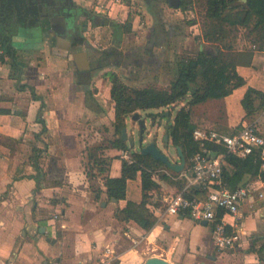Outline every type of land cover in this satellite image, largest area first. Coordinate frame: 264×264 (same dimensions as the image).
<instances>
[{"label":"crops","instance_id":"obj_1","mask_svg":"<svg viewBox=\"0 0 264 264\" xmlns=\"http://www.w3.org/2000/svg\"><path fill=\"white\" fill-rule=\"evenodd\" d=\"M52 1L42 6L37 25L22 26L3 23L0 0V45L6 50L0 63V264H103L109 257L110 264H143L152 256L171 264H264L260 175L245 173L236 184L251 185L254 191L239 217L226 215L228 227L241 239L233 248L220 249L210 222L166 213L167 198L193 187H188L187 162L179 174L168 167L169 179L155 176L160 188L149 195L158 203L157 220L146 229L117 216L128 200L142 201L141 174L128 180L126 199H110L106 172L90 161V151L101 147L112 157L107 173L122 175L124 150L111 145L116 138L111 83L95 72L113 65V75L131 87L170 89L179 58L203 49L218 51L196 40L202 27L195 1L184 9L169 0H142L140 10L136 0H128L113 7L109 17L94 8V0ZM92 31L96 34L90 37ZM236 43L235 70L244 84L221 99L192 106L191 121L230 134L255 121L264 134V109L247 116L242 104L248 88L264 92V49L246 42L242 33ZM100 82L103 100L100 91L92 90ZM187 102H180L177 111ZM104 119L112 135L108 148L95 145L97 132L87 131L89 120L97 124ZM225 166L233 172L227 162ZM96 181L99 185L93 187ZM184 181L180 189L178 183Z\"/></svg>","mask_w":264,"mask_h":264},{"label":"trees","instance_id":"obj_2","mask_svg":"<svg viewBox=\"0 0 264 264\" xmlns=\"http://www.w3.org/2000/svg\"><path fill=\"white\" fill-rule=\"evenodd\" d=\"M2 1L3 23L6 25V22H11L22 26L37 25L44 13L42 6L53 2L52 0ZM194 1L182 0V8H188ZM205 3L206 21L202 25V36L198 40L201 39L205 47L210 46L218 51L208 52L207 49H203L197 54L179 58L170 89H159L154 86L131 87L112 73L111 97L115 109L116 133V138L111 141L112 147L124 151L130 150L128 143L122 139V129L126 126V118L129 115L138 110L151 108L175 109L180 102L187 100V104L177 111L174 122L167 128V133L173 145L182 148L188 168H191V159L200 150V145L192 135L196 126L191 121V107L212 98L221 99L234 88L244 84L245 80L235 70L234 60L238 49L236 42L240 33L246 42L254 44L258 49H264V0H206ZM128 21L131 23L130 20ZM242 104L247 116L256 113L259 109H264V92L252 87L248 88ZM152 115L156 119V114ZM210 147L215 152L226 153L223 147L213 145ZM101 150H103L101 147H95L90 151V161L100 172H106L103 178L106 193L110 199H126L128 180L141 174L142 201L128 200L126 206L118 210L117 216L124 220L136 221L146 229L152 228L157 220L155 206H158V203L152 200L154 195L149 193L152 190L158 191L160 188L155 176L162 179L170 178L167 173H160L163 168L169 169L168 166L151 155L136 151L131 154L132 162L123 160L122 175L111 177L107 172L110 169L112 157L105 156ZM226 162L234 170L231 173L224 166L222 180L226 181L231 189H235L245 173H251L255 177L261 174L264 179L257 155L239 157L226 153ZM185 184L186 181L180 182L178 186L182 189ZM202 192L201 186L196 185L186 190L185 195L194 198L201 196Z\"/></svg>","mask_w":264,"mask_h":264},{"label":"built area","instance_id":"obj_3","mask_svg":"<svg viewBox=\"0 0 264 264\" xmlns=\"http://www.w3.org/2000/svg\"><path fill=\"white\" fill-rule=\"evenodd\" d=\"M128 0H94L93 6L98 11L109 8V3L124 4ZM195 17V14L191 12ZM6 54L0 45V63ZM193 138L200 145V150L192 158L189 186H201L199 197H188L184 189L166 199V213L179 215L187 213L198 221L207 220L213 228L214 244L220 249L233 248L241 239L235 229L228 227L226 215L239 217L241 208L254 191L251 185L243 184L230 189L223 184L222 173L226 164V153L239 157L257 155L260 159V171L264 173V134L255 121L246 122L235 133H222L215 129L196 127ZM223 147L225 152H215L210 146ZM124 159L132 162L131 153L124 151ZM260 177L263 179L262 175ZM56 218L58 215L55 216ZM111 258L103 261L110 264ZM3 264H6L3 262Z\"/></svg>","mask_w":264,"mask_h":264},{"label":"rangeland","instance_id":"obj_4","mask_svg":"<svg viewBox=\"0 0 264 264\" xmlns=\"http://www.w3.org/2000/svg\"><path fill=\"white\" fill-rule=\"evenodd\" d=\"M166 0H163V2ZM206 0H195L196 3V10L198 12V16L200 19V26L202 27L203 23L206 21V17H205V12H206ZM125 3H129L128 1H126ZM141 4H143L142 0H136L135 5H136V9L140 8L143 9L141 7ZM116 6H118V3H111V5L109 6V8L105 9L104 11H101L100 13L102 15H105L107 17L110 16L111 10L114 8H116ZM156 9V8H155ZM134 11L136 12V10L134 9ZM133 11V12H134ZM190 31V30H189ZM94 34H96L95 31H92L90 34V37H93ZM191 35V33H190ZM198 43H200V41H198V39H196ZM179 43V42H178ZM188 47H190V45H188ZM197 49V48H196ZM190 52V49H186L185 50V54L188 55L187 53ZM193 52H197V50H193ZM191 55V54H190ZM114 58V63L116 61L117 57H114V55L112 56ZM114 67L113 65H107L105 67L102 68V71L100 72H95L94 76H98V78H101L103 80H105L107 84L112 83L111 82V75L113 73ZM175 76V73H172V79ZM95 78V77H94ZM171 78V77H170ZM100 86H96L94 88H92V90H96V91H100L98 94L100 96L105 95V85L102 84L101 82L99 83ZM102 90V92H101ZM100 99H104L103 96ZM100 103V102H99ZM101 104V103H100ZM104 108V111H106V107L108 106H102ZM177 108H172V109H157V108H151V109H147V110H139L138 112L140 113L141 117L143 119L146 120V126L147 129L145 131V143H149L152 140H157L158 142V146L159 148L166 154H168V156L170 157L171 161L177 162L180 160V157L178 156V152L176 149V146H174L173 144H166L165 141V137L167 134V126L172 124L175 118V115L177 113ZM164 111H166L165 113H169V116H167L165 113H163ZM152 114H156V120H154V116ZM104 122H99L96 121L97 124H92L93 121L89 120V124L87 126V131L88 134L89 133H95L97 132V136L99 137L98 141H96L95 145H102L103 148H108L110 145V138L112 137V135L109 133L110 128L106 125V121H108V119H104ZM127 132H128V136L130 138V140L133 141V145H131V143L128 141L129 147L131 148L132 151L136 152V151H140V127L138 125L137 122L133 121L131 118V115L127 118ZM108 134V136H106ZM116 135V134H115ZM115 135H113V137H115ZM169 143H171V137L169 136ZM166 169L163 168L161 169V174L166 173L165 172ZM99 184L98 182H93V187H97Z\"/></svg>","mask_w":264,"mask_h":264},{"label":"water","instance_id":"obj_5","mask_svg":"<svg viewBox=\"0 0 264 264\" xmlns=\"http://www.w3.org/2000/svg\"><path fill=\"white\" fill-rule=\"evenodd\" d=\"M170 4L174 7H180L182 4V0H169ZM204 45L201 46V48L203 49ZM167 116H169V113H165ZM131 118L133 121L137 122L139 127H140V151L144 154V155H151L153 156L155 159L162 161L163 163H165L170 169L176 171V172H181L184 170V167L186 165V157L182 151V148L180 146H177V152L178 155L181 159V161L179 163H174L170 160L169 156L164 153L158 146V141L157 140H152L149 143H145V131L147 129L146 126V120L143 119L140 115V113L138 111L134 112L131 115ZM156 120V119H154ZM169 126V125H168ZM167 126V128H168ZM122 139L124 141H129L131 143V145H133V141L130 140L129 136H128V132H127V127L124 126L122 129ZM165 141L166 144L169 145V134H166L165 137ZM116 200V199H114ZM204 224H208V221L205 220L203 221ZM143 264H171L167 259L162 258V257H158V256H152L149 257Z\"/></svg>","mask_w":264,"mask_h":264},{"label":"flooded vegetation","instance_id":"obj_6","mask_svg":"<svg viewBox=\"0 0 264 264\" xmlns=\"http://www.w3.org/2000/svg\"><path fill=\"white\" fill-rule=\"evenodd\" d=\"M84 40H85V39H84ZM91 49H92V48H90V46H89V47H88V50L91 51ZM93 52H95V51H93ZM95 54H96V55H100V56L102 55L103 57H105L104 59H107V58L110 57V56L107 55L106 53H99V54H98V53H95Z\"/></svg>","mask_w":264,"mask_h":264}]
</instances>
